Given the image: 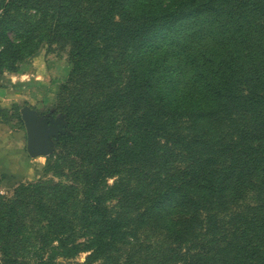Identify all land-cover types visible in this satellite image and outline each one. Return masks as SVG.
Wrapping results in <instances>:
<instances>
[{"label": "rangeland", "instance_id": "1", "mask_svg": "<svg viewBox=\"0 0 264 264\" xmlns=\"http://www.w3.org/2000/svg\"><path fill=\"white\" fill-rule=\"evenodd\" d=\"M165 3L0 0V72L21 71L26 82L17 93L21 105L8 114L15 133L22 134L24 153L21 109L32 110L37 125L56 122V134L49 138L51 153L32 159L34 171L30 169L24 180L0 183V264L4 251L9 253L6 264H264V168L253 170L248 164L243 173L248 181L227 198L221 187L229 163L217 158L220 179L212 187L215 193L205 195L189 185L195 173H207L202 168L196 171L200 161L188 160L164 139L139 148H126L123 142L118 149L113 145L117 134L126 139L122 132L135 124L132 118L153 104L176 105L181 109L174 113L175 127L186 134L206 135L211 144L218 140L212 149L201 144L199 154L217 157L228 150L239 168L242 159L232 157L233 149L243 144V133H256L262 124L263 105L246 98L247 93L264 94V0H225L223 9L227 14L234 10L226 19L231 22L229 30L236 25L249 42L243 64L230 79L249 109L220 115L223 107L232 108L229 99L217 109V116L205 111L210 118L196 122L190 115L197 111L182 108L180 99L182 90L194 87L187 68L190 58L179 56L180 48L164 40L165 27L151 29L141 50L115 29V24H127L130 16L139 20ZM220 4L215 13L210 8L205 14L219 13ZM191 18L182 14L173 24L178 37L193 31ZM201 18L203 24L208 22L209 17ZM79 40L92 46L73 66L71 54ZM229 66L233 68L230 60ZM171 95L176 99H168ZM217 107L208 105L211 110ZM98 109L106 110L102 123L86 117L90 128L76 129L75 112L87 116ZM112 123L114 134L109 131ZM100 166L110 169L86 192L85 176ZM172 190L179 191L177 197L169 195ZM185 196L192 203L185 212H170L169 203Z\"/></svg>", "mask_w": 264, "mask_h": 264}, {"label": "trees", "instance_id": "2", "mask_svg": "<svg viewBox=\"0 0 264 264\" xmlns=\"http://www.w3.org/2000/svg\"><path fill=\"white\" fill-rule=\"evenodd\" d=\"M219 4V13L214 14V16H211V14H205L207 13L206 10L210 8H214L215 13ZM224 7L225 0H166V3L163 6H159L154 13L150 10V14H143V16H140L141 18L139 20L129 14L130 19H133L132 21L129 19L127 24H115V29L123 34L124 39L128 41L129 45H135L138 50L143 49L145 46L143 39H146V43L149 42L148 37L151 29L156 31L157 27L163 26L166 30L164 40L168 39L167 41H172V46L177 45L175 47L173 46L174 48H180L181 52L179 56L186 58L187 55H189L190 59L187 62V68L190 79L193 81L192 83H194V87H192V90H182L184 93L180 94V99H182V103L185 104L182 108L185 110L193 109L197 111L194 115H186L187 118L190 115L193 122L201 121L204 118L208 120L212 115L217 116V109L219 110L220 107L222 108L226 105V102L229 99V105H233L232 108L228 107V110H226L227 108L223 107L225 109L219 113L220 115H222V113L227 114V112H231L232 109H249V103L243 105L244 101H241L243 99L241 91H234L230 82L232 73L235 72V69L239 65L243 64L242 58L245 51L248 49L249 42H247L245 38H242L243 32L240 29L234 28L236 25L232 26L231 30H229L231 22H227L226 19L232 18L234 10L227 14L223 11ZM186 13L192 15L191 21L193 22L190 20L188 21L189 27H191L193 31L187 33L185 36L178 37L179 30H172L171 28L173 24L178 21L180 16ZM223 13L226 15L223 16ZM202 16L209 17L207 18L208 22H206V24H203L204 18H201ZM247 17L248 16H246L245 19ZM210 18L212 20H210ZM213 28L218 30L217 34L212 32ZM209 40H212L213 42L208 44ZM190 41H192L193 44H190ZM91 46V44L89 46L87 42L84 43L82 40L75 42L71 54L73 66H78L77 59L86 55V51L89 50ZM229 60L231 61L233 68H230ZM191 64H193V66ZM169 67L171 66H166L167 69ZM255 72L259 74V71ZM2 73L3 72L1 71L0 74ZM162 75L164 76V71H162ZM159 79L161 80L162 77H158V80ZM154 80L155 79H152V82ZM248 81L251 82L249 79ZM172 85L173 83H171V86ZM254 88H256V85H254ZM147 92L146 96L151 99L150 97H152V94L150 93V89H148ZM247 95L248 97L246 99L250 100L251 104L263 105L261 108L264 111V94L247 93ZM162 96L164 97L165 94L163 93ZM168 99L175 100L176 97L171 95ZM223 101L225 102L222 105L221 103ZM152 102L155 103L154 100ZM211 103L217 104L218 107L211 110L208 108V105ZM179 109H181V107L176 105L173 107L166 105L162 108H155L153 104L151 107L147 108V110L141 112L142 114L132 118L135 124H128L127 129L125 126L122 132L124 136H126V139H121L117 134L113 141V145L118 149V147L122 145L120 142H123V145L126 148H129L130 145L139 148V146H143V144L149 146L153 141L164 139L165 145L172 144L173 148L180 149L182 152L186 153L188 160L193 159L195 161L197 159L200 161L198 167L195 168L197 169L196 171L202 168V170H206L207 173L205 176L195 173L189 179V185L191 187L202 189L205 195L212 190L215 181L219 178V173L216 169L218 165L217 158L222 157L224 158L222 161L223 163H229L226 169L227 172L225 178H222L223 184L221 187V191L227 198L230 195L233 197V193L235 194V192H238L242 183L248 181L249 177H244L243 174L248 167V164L253 166V170L264 168V118L261 126L258 128V132L252 133L247 130L243 133V144L239 146V148L233 149V154H231L232 157L238 156L242 159L240 164L241 167L238 168L234 164L236 163V160L232 161L228 150L224 151V154L217 157L213 155L199 154L200 150L197 151L196 149L200 148L201 144H203L204 147L207 146L212 149L217 146L216 142H218V140H215L216 142L211 144V140H209V137L206 135H195L194 132L196 133V131L193 133L191 131V135L186 134L185 130L182 128L175 127L176 123H173V117L174 113ZM105 111L106 110L104 109H98L93 113L89 112L87 116L86 114H82L83 111L75 112L74 115L77 116L79 122L73 125L79 130L84 127V125L88 126L89 124L85 120L86 117H88L93 123H102ZM205 111H210L211 115L208 116V113L210 112H207V115L204 114ZM226 118H230V116L227 115ZM7 127L8 129L13 128L12 124H9ZM131 127L132 129H130ZM109 131L112 134L115 133L116 130L113 123L111 124ZM253 143H255V146H253ZM114 153L116 152L113 148L111 153L112 160L113 158H116V154ZM109 169V166L96 167L94 168V173L86 175L84 181L85 191L90 192L92 190V184L101 182L104 178V173L109 171ZM238 169H240V171ZM178 192L179 191L177 190H172L169 195L174 198L177 197ZM214 193L215 192L212 190V195ZM178 201L179 200H176L175 198L169 203L173 204V208L169 210L170 212L184 213L185 209H187L186 207L192 204L187 196L184 197L183 201H179V204H177ZM261 236L264 237V232ZM2 255L5 258L3 263L6 264L9 261V259H6L9 256L8 251H4Z\"/></svg>", "mask_w": 264, "mask_h": 264}, {"label": "crops", "instance_id": "3", "mask_svg": "<svg viewBox=\"0 0 264 264\" xmlns=\"http://www.w3.org/2000/svg\"><path fill=\"white\" fill-rule=\"evenodd\" d=\"M24 81L21 71L17 74H0V183L3 185L24 180L30 169L34 171L31 160L35 158L24 153L22 134L7 127L10 124L9 112L14 105H21L17 93L26 85Z\"/></svg>", "mask_w": 264, "mask_h": 264}, {"label": "water", "instance_id": "4", "mask_svg": "<svg viewBox=\"0 0 264 264\" xmlns=\"http://www.w3.org/2000/svg\"><path fill=\"white\" fill-rule=\"evenodd\" d=\"M26 133V153L31 158L48 156L51 153L49 138L56 134V122L53 125H37L35 113L27 108L20 111Z\"/></svg>", "mask_w": 264, "mask_h": 264}]
</instances>
